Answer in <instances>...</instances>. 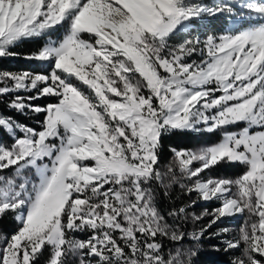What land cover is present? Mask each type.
<instances>
[{
  "label": "snow or ice",
  "instance_id": "snow-or-ice-1",
  "mask_svg": "<svg viewBox=\"0 0 264 264\" xmlns=\"http://www.w3.org/2000/svg\"><path fill=\"white\" fill-rule=\"evenodd\" d=\"M219 19L226 30L171 43ZM28 40L45 42L23 58L50 71L0 70V264H198L234 217L238 236L212 250L264 264V0H0V60ZM217 132L161 169L166 137ZM224 165L245 170L203 177ZM175 186L196 199L165 213Z\"/></svg>",
  "mask_w": 264,
  "mask_h": 264
},
{
  "label": "trees",
  "instance_id": "trees-1",
  "mask_svg": "<svg viewBox=\"0 0 264 264\" xmlns=\"http://www.w3.org/2000/svg\"><path fill=\"white\" fill-rule=\"evenodd\" d=\"M205 3L209 5L215 4L213 0H204ZM225 21L223 19L214 20L211 23L205 24L200 26L199 28L195 29L194 31H181L178 32L174 37H180L182 38H192L196 34H202L204 32L206 33H220L223 28L225 27ZM44 43L43 40H28L21 43L14 51L18 52L20 54V57L17 58H7L0 60V70L4 71H12V72H34V73H47L50 71L49 66L46 63L34 61V60H28L23 58L25 55L33 53L37 51L42 44ZM50 100L48 98L44 99H38L33 101V103L38 105H45L49 103ZM0 109L4 111H8L4 103H0ZM10 115H14L13 113L9 112ZM15 118L36 129H39L40 124L39 121H42V116H32L29 114L28 116L24 115H18L15 114ZM219 139V135L217 133L215 134H205V133H189V134H176V135H170L165 138L164 140V148L162 150V154L160 157V167L161 169H165L166 166L172 162V153L170 151L171 148L176 149H187L190 150L192 148H195L197 146H210L215 144ZM7 140V138H5ZM244 167L241 165H224V166H217L214 167L211 170L206 171V176H210L212 178L215 177H229V178H236L239 175H241L244 172ZM159 195V193H158ZM196 196L195 194H185L182 192V190L175 186L173 190L171 191V199L164 198L159 201V206L161 209L166 213L167 210L172 207L173 205L180 206L189 204L191 200H195ZM215 206L213 203H204L201 201H198L191 211H196L197 213L200 210L211 212L212 209ZM198 216H200L198 214ZM202 217V216H201ZM169 222L171 223L172 220L169 218ZM228 220L223 219L221 222H218L216 225H213V227L209 230V232H216L221 229H224L228 226ZM208 222H206V219L202 217L200 221L194 222L191 219L187 221L185 224L184 230L187 232H191L194 229L198 230L200 227L207 225ZM11 229H9L10 231ZM77 238H85V234H78ZM221 238H212V239H204L203 241V247L206 249L212 247L215 244L216 239ZM232 253V252H231ZM231 253H225L224 251L217 252V260L213 261L215 264H224L228 260V257L231 256ZM205 260L204 255H202L199 258V261L203 263ZM211 260V259H210ZM43 264V261L41 262Z\"/></svg>",
  "mask_w": 264,
  "mask_h": 264
},
{
  "label": "rangeland",
  "instance_id": "rangeland-1",
  "mask_svg": "<svg viewBox=\"0 0 264 264\" xmlns=\"http://www.w3.org/2000/svg\"><path fill=\"white\" fill-rule=\"evenodd\" d=\"M213 2L218 3V2H220V0H213ZM224 30H226V24H225V27L223 28L222 31H224ZM206 34H208V33L204 32V33H202V34H200V35H199V34H197V35L195 34L194 37H195V36H199L201 39H203L204 36H205ZM60 35H62V31L59 32V33H54L53 38H56V37H58V36H60ZM194 37H192V38H194ZM187 39H191V38H182V36L177 37V38H176V37H173L171 43H172L173 45H175V44L181 43V42H183L184 40H187ZM44 42H45V41H44ZM193 58H195V59L198 60V59H199V56L197 55V56H195V57H193ZM190 59H191V58H190ZM240 127H242V125L231 126V127L229 128V130H230V131H238V130L240 129ZM205 134H208V133H205ZM217 134L219 135V139H218L217 142H219V141L221 140V138H222L223 133H222V132H217ZM4 139H5V138H4ZM217 142H216V143H217ZM210 146H211V145H210ZM201 147H206V146H197V147L192 148V149H190V150H195V149H198V148H201ZM203 177H204L205 179H207V178H212V177H210V176H206V173L203 174ZM201 202H203V201H201ZM204 203H213V205L215 206L214 208H216V207L218 206V204H219V202H218V201H215V200H213V201H208V202H204ZM214 208H213V209H214ZM213 209H212V210H213ZM194 213H195L196 215L199 214L200 216L204 217V218L206 219V222H209L210 219H211V216L204 215L205 211H203V210H200L198 213H197L196 211H194ZM226 220H228V222H229V223H228V226L226 227V228L228 229V232L225 233V234H223V235L221 236V238L216 239L214 245H218V246H221V247H222V245H221V240H223V239H231V238H233V237H235V236H238V234H239V228H240V226L243 224V218H242V217H234V218H229V219H226ZM219 231H220V230H219ZM219 231H216V232H219ZM221 251H222V250H221ZM203 255H204V258H205L204 262L201 263V262L199 261L198 264H215V262H213V261L217 260V251H213V250H212V247H210V248H208V249H206L205 247H203ZM236 255H240V252H239V251H234V252H232V253H231V256L228 257V260H227L226 262H224V264H230V261H231L232 258H233L234 256H236ZM210 259H211V260H210Z\"/></svg>",
  "mask_w": 264,
  "mask_h": 264
}]
</instances>
